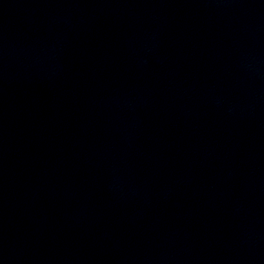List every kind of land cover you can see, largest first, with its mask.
Masks as SVG:
<instances>
[{
	"label": "water",
	"instance_id": "1",
	"mask_svg": "<svg viewBox=\"0 0 264 264\" xmlns=\"http://www.w3.org/2000/svg\"><path fill=\"white\" fill-rule=\"evenodd\" d=\"M0 264H264V0H0Z\"/></svg>",
	"mask_w": 264,
	"mask_h": 264
}]
</instances>
